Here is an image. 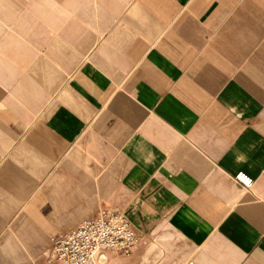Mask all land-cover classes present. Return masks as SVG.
I'll use <instances>...</instances> for the list:
<instances>
[{"label":"crops","instance_id":"1","mask_svg":"<svg viewBox=\"0 0 264 264\" xmlns=\"http://www.w3.org/2000/svg\"><path fill=\"white\" fill-rule=\"evenodd\" d=\"M110 206L104 264H264V0H0V264Z\"/></svg>","mask_w":264,"mask_h":264},{"label":"built area","instance_id":"2","mask_svg":"<svg viewBox=\"0 0 264 264\" xmlns=\"http://www.w3.org/2000/svg\"><path fill=\"white\" fill-rule=\"evenodd\" d=\"M235 180L247 189L255 183L244 172L236 174ZM139 242L140 236L127 214L110 206L76 228L58 233L52 250L60 264H104L107 253L129 255Z\"/></svg>","mask_w":264,"mask_h":264}]
</instances>
